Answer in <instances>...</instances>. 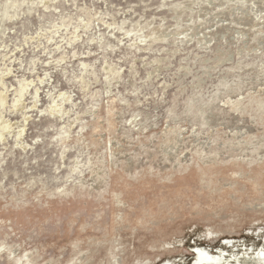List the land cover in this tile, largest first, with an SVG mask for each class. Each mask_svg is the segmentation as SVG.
Returning <instances> with one entry per match:
<instances>
[{
  "label": "rangeland",
  "instance_id": "rangeland-1",
  "mask_svg": "<svg viewBox=\"0 0 264 264\" xmlns=\"http://www.w3.org/2000/svg\"><path fill=\"white\" fill-rule=\"evenodd\" d=\"M0 120V264H264V0H0Z\"/></svg>",
  "mask_w": 264,
  "mask_h": 264
},
{
  "label": "bare ground",
  "instance_id": "bare-ground-1",
  "mask_svg": "<svg viewBox=\"0 0 264 264\" xmlns=\"http://www.w3.org/2000/svg\"><path fill=\"white\" fill-rule=\"evenodd\" d=\"M1 95L3 96V94H1ZM0 122H1V120H0ZM10 127H11V125H4V124H3V125L0 126V132H1V131H8V129H9ZM22 130H23V129H20V130H18V132H19V133H22ZM0 137H2V134H1V133H0ZM166 148H168V147L166 146ZM203 254H204V253H203ZM205 254H206V253H205ZM200 257H201V256H200ZM202 257H203V256H202Z\"/></svg>",
  "mask_w": 264,
  "mask_h": 264
}]
</instances>
